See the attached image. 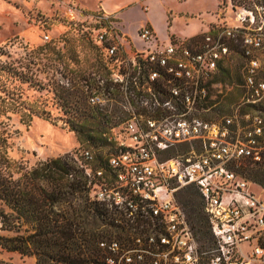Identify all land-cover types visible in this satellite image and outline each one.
<instances>
[{
	"label": "built area",
	"instance_id": "1",
	"mask_svg": "<svg viewBox=\"0 0 264 264\" xmlns=\"http://www.w3.org/2000/svg\"><path fill=\"white\" fill-rule=\"evenodd\" d=\"M67 15L99 48L110 86L122 97L124 117L117 122L123 135L108 134L115 151L107 169L83 165L90 198L113 224L131 231L122 241L100 242L110 252L106 262L201 264L194 231L178 201L179 191L194 185L214 242L206 264H264V201L231 167L246 157L260 159L256 135L261 129L241 140L230 130V118L220 122L192 114L211 98L212 79L230 55L226 39L239 33L213 27L201 37L152 44L155 32L145 25L138 35L146 46L127 51L115 13L68 6ZM248 42L261 46L247 32ZM245 53L250 59L244 81L254 102L264 98V55L258 72L257 60ZM87 89L88 103L102 108L98 90ZM83 156L92 158L88 150Z\"/></svg>",
	"mask_w": 264,
	"mask_h": 264
},
{
	"label": "rangeland",
	"instance_id": "2",
	"mask_svg": "<svg viewBox=\"0 0 264 264\" xmlns=\"http://www.w3.org/2000/svg\"><path fill=\"white\" fill-rule=\"evenodd\" d=\"M125 2L130 5L117 13L120 26L130 32L137 47L142 43L136 30L145 21L154 27L160 40H166L168 35L183 36L215 18L217 21L207 31L213 27L230 30L232 34L247 31L255 37L264 32V0H108L106 7L112 4L114 10ZM86 5L94 7L97 2L90 0ZM68 6L84 9L78 0H0V65L14 67V71L7 67L0 70V155L8 158L11 166L30 168L39 161L70 153L88 169H107V160L114 151L113 144L104 145L98 149L101 159L96 160L94 152L80 146L75 132L70 129L73 117L65 110L59 89L88 97V79L101 85L109 83L106 93L103 90L98 93L104 100L102 108L112 123L123 118L124 112L120 107L122 97L110 86V76L100 51L84 28L70 20ZM226 42L230 44V40ZM242 47V52L230 50L222 64L232 71L237 70L245 79L250 59L245 51L249 50L257 60V70L261 72L264 45L256 47L248 42ZM214 84L205 108L199 107L192 114L220 122L230 118V130L241 140L248 136L247 131L257 132L258 126L263 132L264 122L260 119L264 118L256 116L258 111L253 109L241 114V104H227L225 92L233 86L229 78L224 77L223 83ZM213 99L218 101L208 106ZM122 125L112 126L108 134L116 133L120 137ZM179 149L184 150L185 146ZM84 150L90 151L91 159H85ZM250 181L264 201V189ZM128 228L114 222L112 239L122 241L131 235ZM192 229L200 262L206 264L209 251L214 248L213 239L203 237L196 224ZM0 257L13 264L36 262L34 256L15 252H4Z\"/></svg>",
	"mask_w": 264,
	"mask_h": 264
},
{
	"label": "trees",
	"instance_id": "3",
	"mask_svg": "<svg viewBox=\"0 0 264 264\" xmlns=\"http://www.w3.org/2000/svg\"><path fill=\"white\" fill-rule=\"evenodd\" d=\"M245 33L247 31L230 40V50L243 51ZM261 33L258 38L263 46L264 32ZM6 67L0 65V70ZM7 68L14 71L13 66ZM241 75L219 64L212 82L223 83L224 77L229 78L233 86L225 92L227 104H241V114L254 109L259 112L256 116L264 118V98L251 101L252 92ZM86 81L90 89L104 93L109 89L107 82L101 85L94 79ZM59 91L65 110L73 117L69 125L80 146L90 148L94 158L101 159L98 149L110 143L114 145L109 140L108 130L118 122L112 123L104 108L87 103L86 96L64 88ZM217 101L210 100L208 106ZM256 137L260 159L246 157L231 167L264 189V125L262 134ZM89 192L85 168L70 153L47 158L30 168L11 166L9 159L0 155V254L15 252L34 256L35 264H108L106 258L110 252L99 244L112 239L113 221L104 208L90 198ZM178 201L191 227L196 224L197 231L209 239V222L198 189L194 185L183 187ZM0 264L13 263L0 257Z\"/></svg>",
	"mask_w": 264,
	"mask_h": 264
},
{
	"label": "crops",
	"instance_id": "4",
	"mask_svg": "<svg viewBox=\"0 0 264 264\" xmlns=\"http://www.w3.org/2000/svg\"><path fill=\"white\" fill-rule=\"evenodd\" d=\"M79 3H80V6L81 7H84L83 8H79L77 7L78 9H80L81 11H84V12H87V13H93V12H96V11H106V12H111V13H115L116 15V18H117V27L119 29V31L125 36L126 39L123 40V43H124V47L127 51H131L132 49H140L142 48L143 46H146V43L143 42L141 40V43H142V46L140 47H137L133 40L131 39V34L129 31H126L124 29H122V27L120 26V21H119V17H118V11L122 10L123 8H126L130 5L129 2H125L123 4H121L119 7H116L114 10L112 9L113 8V5L112 4H109L108 6L109 7H106V4L108 2V0H95V2H97V5H95L94 7H90V6H87L86 4H88L90 2V0H78ZM116 5V4H115ZM114 5V6H115ZM143 8H145V6L142 5ZM97 8V9H96ZM85 9H89V10H85ZM90 11V12H89ZM92 11V12H91ZM217 21V18H215L214 20L212 21H209L207 22L206 24L202 25V26H199L198 29H194V30H191L189 33L183 35V36H176V35H168V37L166 38V40H160L157 36V33L154 29V27L149 23V21H145L143 22L138 28H137V36L138 38L140 39L138 33H139V30L141 27L145 26V25H148L150 27H152L153 31L155 32V37L153 39V41L151 42L152 44H155V43H167L171 38H194V37H198L200 36L202 33L206 32L207 29L209 28V26L216 22Z\"/></svg>",
	"mask_w": 264,
	"mask_h": 264
}]
</instances>
